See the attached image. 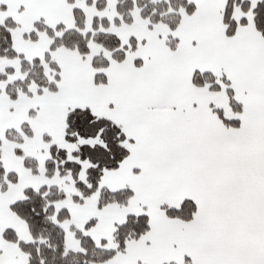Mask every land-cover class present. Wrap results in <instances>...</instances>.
<instances>
[{
  "label": "snow or ice",
  "instance_id": "6c2138e0",
  "mask_svg": "<svg viewBox=\"0 0 264 264\" xmlns=\"http://www.w3.org/2000/svg\"><path fill=\"white\" fill-rule=\"evenodd\" d=\"M58 249L264 264V0H0V264Z\"/></svg>",
  "mask_w": 264,
  "mask_h": 264
},
{
  "label": "trees",
  "instance_id": "16d2710c",
  "mask_svg": "<svg viewBox=\"0 0 264 264\" xmlns=\"http://www.w3.org/2000/svg\"><path fill=\"white\" fill-rule=\"evenodd\" d=\"M128 4V0H121V6L126 8ZM55 237V233H53ZM60 249L57 250L55 254L50 251L47 253L48 255V264H83V258L79 255H72L68 258L62 259L60 256Z\"/></svg>",
  "mask_w": 264,
  "mask_h": 264
}]
</instances>
